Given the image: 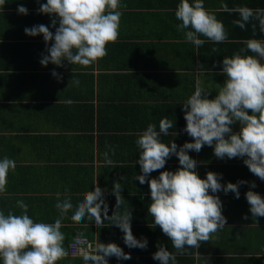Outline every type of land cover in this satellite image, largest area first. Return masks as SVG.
Returning <instances> with one entry per match:
<instances>
[{"label": "crops", "instance_id": "obj_1", "mask_svg": "<svg viewBox=\"0 0 264 264\" xmlns=\"http://www.w3.org/2000/svg\"><path fill=\"white\" fill-rule=\"evenodd\" d=\"M46 2L4 0L0 4V159L8 157L17 164L15 172H9L6 192L0 194V210L20 215L17 201L23 200L35 222L54 223L60 215L55 207L57 194L60 200L70 196L73 209L61 228L68 255L58 264H85L82 257L70 255V244L78 233L95 245L114 242L131 254L128 260L110 257L108 264H160L153 259L159 246L176 250L148 212L150 188L136 180L142 172L136 163L140 150L135 141L149 124L159 131L160 120L167 117L174 126L169 135H161L163 142L174 141L178 148L193 142L183 131V105L198 84L209 90V99L215 98L217 84L226 79L221 74L225 56L246 49V40H264L258 20L241 29L233 23L239 14L231 11L242 6L264 9V0H204V7L223 22L228 38L216 44L200 37L205 40L200 47L186 41L184 32L177 29L182 23L175 17L180 0H121L118 39L107 45L105 57L87 67L67 61L63 67L40 63L54 41L26 35L25 28L43 24L55 33L53 17L37 11ZM19 5L29 14H18ZM241 55L255 54L245 51ZM54 70L62 79L52 75ZM74 80L79 84L69 86ZM69 99L71 105L64 102ZM240 127L238 122L232 125L233 132ZM189 155L197 161L202 179L214 172L222 174L224 185L249 183L240 186L239 199L232 192L209 190L222 201L226 225L209 241L200 242L198 249L176 253V264H264V217L253 218L246 200L249 190L264 197V181L250 172L244 164L246 157L220 159L214 147L207 145ZM179 167L178 158L172 156L149 179ZM251 182L255 188H250ZM115 183L120 185L123 201L118 211H131L132 232L138 240L147 239L145 249L127 247L124 233L110 220L96 225L87 217L79 223L71 219L84 193L96 186L104 191L111 216L117 203L112 191Z\"/></svg>", "mask_w": 264, "mask_h": 264}, {"label": "clouds", "instance_id": "obj_2", "mask_svg": "<svg viewBox=\"0 0 264 264\" xmlns=\"http://www.w3.org/2000/svg\"><path fill=\"white\" fill-rule=\"evenodd\" d=\"M4 4V0H0ZM121 0H47L40 4L38 13L53 17L52 27L43 24L25 28L29 36L43 35L45 42H53L46 49L40 63L47 66L52 63L63 67V61L71 65L89 66L107 55V45L114 43L119 37L122 12ZM226 7V6H225ZM227 10V9H226ZM239 14L233 21L241 29L255 19L259 21L260 31L264 32V9H251L246 6L231 10ZM18 14L28 15L29 10L19 5ZM59 26L57 27V19ZM175 17L182 23L177 25L178 31L184 32L186 41L200 47L209 41L219 44L227 40L225 26L215 14L204 7V0H180ZM253 25V30H255ZM246 49H241L233 56L222 60L221 74L225 75L224 83L217 84V95L209 99V90L197 86L194 93L183 105L186 127L184 132L193 139L178 145L171 141L165 143L161 135H169L173 121L167 117L159 122V131L155 124H149L138 136L135 143L140 150L138 163L141 175L136 176L140 184L147 183L150 188L151 203L149 214L155 226L170 239L176 253L185 254L186 248L200 247V242L209 241L212 234L226 225L222 214V201L218 195L221 190L225 194L232 192L239 199V188L247 181L237 183L220 181L222 174L208 172L205 179L200 178L196 169L197 161L189 155V151L199 153L203 146L214 147L217 158H245L244 164L250 172L264 181V40L249 39ZM213 51L217 49L213 48ZM249 51L255 55H241ZM52 75L62 79L55 70ZM76 85L78 80L70 81ZM68 86V87H69ZM71 105L72 100L64 101ZM251 112V114H249ZM240 124V131L233 132L232 125ZM107 155V154H105ZM176 156L179 168L176 171H162L156 178L149 179L151 173L164 169L167 159ZM109 164L110 160L107 161ZM16 161L8 157L0 159V194L6 192L10 170L15 172ZM251 182L250 188H255ZM116 196V210L108 215V206L104 200V191L96 186L87 191L76 205L71 216L74 222H81L87 217L96 225L110 220L124 233V243L129 248L145 249L146 238L138 240L131 227V211H118L123 203L120 185L115 183L112 189ZM246 200L250 205L253 218L264 217V197L249 190ZM103 206V207H102ZM20 215L0 210V260L3 264H58L68 255L64 247L65 234L61 231L62 220L73 209L71 197L60 200L57 194L55 207L59 218L54 223L35 222L28 215V205L17 201ZM103 213V215H102ZM247 219V216H245ZM83 233H78L76 240L82 242ZM80 254L85 264H108L110 257L131 259L130 253L116 243H97L88 246ZM176 253L167 247L159 246L153 259L160 264H176Z\"/></svg>", "mask_w": 264, "mask_h": 264}, {"label": "built area", "instance_id": "obj_3", "mask_svg": "<svg viewBox=\"0 0 264 264\" xmlns=\"http://www.w3.org/2000/svg\"><path fill=\"white\" fill-rule=\"evenodd\" d=\"M92 245L95 247V243L90 241L88 238L84 237L82 242H77L76 238L70 244V255L72 257H82L81 252L84 250H89L88 246Z\"/></svg>", "mask_w": 264, "mask_h": 264}]
</instances>
